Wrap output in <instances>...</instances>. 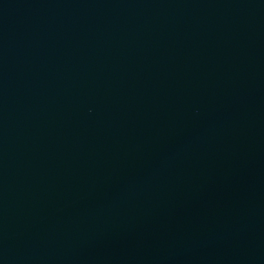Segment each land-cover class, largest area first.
Listing matches in <instances>:
<instances>
[{"label":"water","instance_id":"obj_1","mask_svg":"<svg viewBox=\"0 0 264 264\" xmlns=\"http://www.w3.org/2000/svg\"><path fill=\"white\" fill-rule=\"evenodd\" d=\"M0 264H264V0H0Z\"/></svg>","mask_w":264,"mask_h":264}]
</instances>
